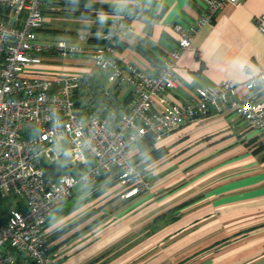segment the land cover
<instances>
[{"label":"crops","instance_id":"0c3cea01","mask_svg":"<svg viewBox=\"0 0 264 264\" xmlns=\"http://www.w3.org/2000/svg\"><path fill=\"white\" fill-rule=\"evenodd\" d=\"M63 1L61 7L79 17L72 43L84 48L99 43L98 30L87 43L78 39L93 13H122L138 2L140 16L119 38L115 57L147 74H156L176 47L171 24L192 26L203 11V0H79L76 9ZM53 2H45L37 33L58 31L51 24ZM82 57L59 59L49 52L34 69L86 73L119 100L133 99L129 86L98 80L96 67ZM262 68L264 0L226 3L193 32L176 60V86L167 95L183 104L197 89L225 80L236 82L238 93L245 94L244 82ZM260 94L264 98V87ZM142 153L148 192L121 198L115 181L100 182L99 192L78 185L52 211L47 225L58 264H126L139 257L135 264H264V144L243 118L230 108L210 112L154 140Z\"/></svg>","mask_w":264,"mask_h":264},{"label":"built area","instance_id":"2783aa9c","mask_svg":"<svg viewBox=\"0 0 264 264\" xmlns=\"http://www.w3.org/2000/svg\"><path fill=\"white\" fill-rule=\"evenodd\" d=\"M240 1L203 0L194 25L172 23L176 47L156 74H147L115 57L117 40L129 30L131 19L140 16L138 2L126 12L93 15L78 34L80 41H89L97 22L111 29L98 33L101 44L84 48L66 40L37 39L46 0H0V264H58L47 241L48 217L77 185L95 182L103 171L114 170L121 198L148 192L150 176L138 151L145 136L157 140L183 123L230 108L264 144V68L244 82L245 94L238 93L236 82L225 80L197 89L183 104L167 95L176 86V60L196 28L226 3ZM49 52L59 59L87 55L92 66L106 72V82L129 86L133 99L119 100L86 73L35 72ZM62 156L73 171L47 179L44 163Z\"/></svg>","mask_w":264,"mask_h":264},{"label":"rangeland","instance_id":"374dc122","mask_svg":"<svg viewBox=\"0 0 264 264\" xmlns=\"http://www.w3.org/2000/svg\"><path fill=\"white\" fill-rule=\"evenodd\" d=\"M60 1H62V0H55V2H53V3H56L57 5L54 6L55 12L52 15L53 19L51 20L52 26H55L58 29V31H54V32L38 31V33H37L38 38L42 41H45V40L56 41L59 39H63V40H66L68 42H76L77 41L76 38H73L71 35H73V33H72L73 28L79 27V17L77 14L73 13V10L71 8L65 9V8H63L64 5H62V7H61V5L59 4ZM45 24H46V27L48 25H50V23L49 24L45 23ZM82 56H83L82 54L76 53V54L69 55L67 57L79 58ZM82 58L83 59L86 58L85 64L87 65L89 60H90L89 57L87 55H85ZM93 73H94V76H96V78L98 80L105 81L106 72H103L102 70H100L98 68H96V69L94 68ZM123 86H126V85H123ZM57 161L58 162L62 161V163H65L66 171H70L71 164L68 163V160L65 156H62V158H60ZM1 202L3 204L4 201H1ZM139 259H140V257L134 258L126 264H135V262L138 261ZM179 263H181V262H179Z\"/></svg>","mask_w":264,"mask_h":264},{"label":"trees","instance_id":"16d2710c","mask_svg":"<svg viewBox=\"0 0 264 264\" xmlns=\"http://www.w3.org/2000/svg\"><path fill=\"white\" fill-rule=\"evenodd\" d=\"M62 3L65 4V5H69L72 8H75V9H76V7H79V5H80L79 0H65ZM43 12H44V9H43ZM77 13H79V9L77 10ZM98 13H101V12H95V13H93V15H96ZM92 29L96 30V31L97 30L98 31H105V30H110L111 28L106 23L101 22L100 24H97L94 27H92ZM98 39H99V43L98 44H101L103 42V40H101L99 37H98ZM117 46H118V40H117V43H116V48H117ZM153 141H154V139L151 136H149V135L145 136L138 143V151L142 153L145 149H147L151 145V143ZM142 156L145 158L143 153H142ZM145 161H146V159H145ZM70 171H73L72 167H71ZM66 172H68V171H66L65 163H62V161L61 162L54 161V162H45L44 163V173H45V177L47 179H52V178H55V177H59L60 175H62L63 173H66ZM108 176H109V178H111V180H109V181L107 180ZM102 181H104L105 185H109L110 181L117 182V176H116V173L114 172V170L101 172L99 177H98V179L95 182L87 184V185L90 186V187L91 186L95 187L96 188V192H99L101 190L99 185H100V182H102ZM64 202H62L61 204H63ZM61 204H59V205H61ZM0 214H3V210H0ZM51 237H52V235L49 234L48 235V239H47L48 242L51 241Z\"/></svg>","mask_w":264,"mask_h":264}]
</instances>
